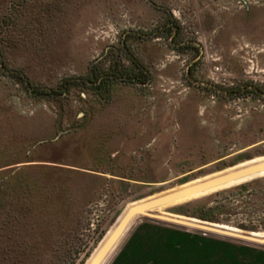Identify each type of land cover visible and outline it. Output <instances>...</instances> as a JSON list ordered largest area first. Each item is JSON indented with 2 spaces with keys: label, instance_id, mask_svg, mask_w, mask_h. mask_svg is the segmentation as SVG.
Instances as JSON below:
<instances>
[{
  "label": "rangeland",
  "instance_id": "1",
  "mask_svg": "<svg viewBox=\"0 0 264 264\" xmlns=\"http://www.w3.org/2000/svg\"><path fill=\"white\" fill-rule=\"evenodd\" d=\"M253 9L264 0H0V264H93L124 214L264 158V41L245 30ZM132 60L145 84L82 80ZM22 75L74 86L51 99ZM216 108L234 133L186 132ZM204 198L132 218L98 264H264V245L220 234L237 227L183 215Z\"/></svg>",
  "mask_w": 264,
  "mask_h": 264
},
{
  "label": "trees",
  "instance_id": "2",
  "mask_svg": "<svg viewBox=\"0 0 264 264\" xmlns=\"http://www.w3.org/2000/svg\"><path fill=\"white\" fill-rule=\"evenodd\" d=\"M132 64L133 69L108 70L101 71L100 73L90 70L82 80L86 85H100L101 81H107L108 78H131L134 83L145 84L147 77L144 69L140 64L134 62V60H132ZM16 73L18 72L16 71ZM16 77L31 93L51 99L64 95V93L70 91L74 86V83L64 81L56 89H45L32 86L30 81L23 75ZM248 92L255 93L254 91ZM186 205L190 209L184 212L183 215L187 217L212 223L231 224L245 231H264V178L255 179L230 189L218 191L202 200L193 201Z\"/></svg>",
  "mask_w": 264,
  "mask_h": 264
},
{
  "label": "water",
  "instance_id": "3",
  "mask_svg": "<svg viewBox=\"0 0 264 264\" xmlns=\"http://www.w3.org/2000/svg\"><path fill=\"white\" fill-rule=\"evenodd\" d=\"M263 170H264V164L254 165L252 167H247V168H243L242 170L235 171L232 174H227V175H223V176L214 178L212 180H209L207 182H204L202 184H199V185H197L195 187H192V188H190L188 190H185V191H182V192L173 193V194L167 193V194L161 195L158 198H156V199H154L152 201H149V202H147V203H145L143 205H140L137 208H135L132 211H130L126 215V217H125L123 223L120 225L119 229H121L122 225L127 223V221H129L130 219H132L134 217H145V216L149 215V212L151 210H156V209H159L161 207H165V206L171 204L173 201H175L177 199H181V198H183L185 196L191 195V194L199 192V191H203V190H206V189H210V188H213V187L224 185V184H226V183H228L230 181H235V180L241 179L243 177L254 176L258 172L263 171ZM255 179H257V178H255ZM255 179H252L250 181H253ZM250 181H247V182H250ZM247 182H245V183H247ZM230 188H233V187L221 189V190H218V191H222V190H226V189H230ZM218 191H216V192H218ZM216 192H214V193H216ZM211 194H213V193H211ZM211 194H209V195H211ZM209 195H207V196H209ZM195 220H197V219H195ZM178 221L179 220H176V222H178ZM199 221H201V220H199ZM201 222H205V221H201ZM178 223L180 225L188 227V228H193L194 227V226H191L192 224H188V223L187 224H185V223L182 224L180 222H178ZM207 223H209V222H207ZM211 224H215V223H211ZM218 225H221V224H218ZM195 229H197V228H195ZM233 229L238 230V232L220 230L221 231L220 234L223 235V236L227 235V236H230V237H233V238H238L240 241H242V242H244V243H246L248 245H264V239L261 240V241H258V240L256 241L255 238L251 236L252 233H258V232H245V231H242V230L237 229V228H233ZM195 233L198 234V235H203V236H207L209 234L207 232L198 231V230H195ZM107 249H108V246L105 248L104 252L100 253V255L96 257V259L93 262V264H98L99 263V261L104 257L105 252H107Z\"/></svg>",
  "mask_w": 264,
  "mask_h": 264
},
{
  "label": "crops",
  "instance_id": "4",
  "mask_svg": "<svg viewBox=\"0 0 264 264\" xmlns=\"http://www.w3.org/2000/svg\"><path fill=\"white\" fill-rule=\"evenodd\" d=\"M252 17H247L245 21V30L247 31L246 35L250 38L255 37L256 40H263L264 41V10L263 9H253ZM229 34L231 35L232 31V23L229 24ZM227 34V30L224 31ZM261 36V37H258ZM187 112H191L192 115L198 116L197 111L194 110H187ZM205 112V111H204ZM191 115V116H192ZM204 116V121L206 124L201 128L198 127V122L196 117L191 119L189 122V126L187 129V133H224L225 129L227 133H234L236 130L233 123L222 120V112L218 108L216 109H208L206 110ZM120 122H123L122 128L118 130L117 133H126V126H125V117L121 119ZM214 122L212 127L211 123ZM138 129V128H136ZM128 133H135L133 131H128Z\"/></svg>",
  "mask_w": 264,
  "mask_h": 264
},
{
  "label": "bare ground",
  "instance_id": "5",
  "mask_svg": "<svg viewBox=\"0 0 264 264\" xmlns=\"http://www.w3.org/2000/svg\"><path fill=\"white\" fill-rule=\"evenodd\" d=\"M259 164H264V158H262V159H256V160H253V161H250V162H247V163H245V164H242V165H239V166H237V167H234V168H228V169H226V170H224V171H222V172H219V173H217V174H214L213 176H210V177H207V178H204V179H199V180H197L196 181V184H195V186H197V185H199V184H202V183H204V182H207V181H209V180H212V179H214V178H217V177H220V176H223V175H227V174H232L233 172H235V171H238V170H242L243 168H247V167H252V166H254V165H259ZM261 176H264V170L263 171H260V172H258L256 175H254V176H247V177H243V178H241V179H237V180H235V181H230V182H228V183H226V184H224V185H220V186H217V187H213V188H210V189H206V190H203V191H199V192H196V193H193V194H191V195H188V196H185V197H183L182 198V200H192V199H196V198H199V197H204V196H207V195H209V194H211V193H214V192H216V191H218V190H221V189H225V188H229V187H235V186H237V185H240V184H242V183H245V182H247V181H249V180H251V179H253V178H256V177H261ZM194 184V183H193ZM193 187V186H192ZM189 188H191V186L190 187H188L187 189H189ZM126 209H128V208H126ZM130 209V208H129ZM128 209V210H129ZM127 212V211H126ZM130 212V211H129ZM128 213H126V215H127ZM126 215L124 214V219H125V217H126ZM122 216V215H121ZM119 218H121V217H119ZM122 219V218H121ZM124 219L119 223V225L116 227V229H114V231L113 232H111L112 234H107L108 235V237H106V239L103 241V243L105 242V246L107 247L108 246V248H109V246H112V244L115 242V240L118 238V236H119V234H120V232L119 231H122V229H124L126 226H127V223L131 220H129V221H127V223H125L124 225H122V227H121V229H119V227H120V225L123 223V221H124ZM119 222V221H118ZM118 224V223H117ZM200 224H202V225H208V224H205V223H200ZM211 226V225H210ZM116 230V231H115ZM252 236H255V237H262L263 235H256V234H253ZM104 246V245H103ZM105 247V248H106ZM96 259V258H95Z\"/></svg>",
  "mask_w": 264,
  "mask_h": 264
}]
</instances>
